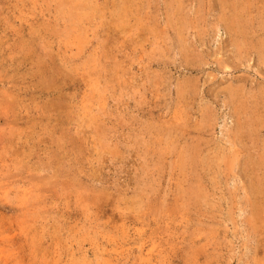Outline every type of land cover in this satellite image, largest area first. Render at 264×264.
I'll use <instances>...</instances> for the list:
<instances>
[{
	"label": "rangeland",
	"instance_id": "rangeland-1",
	"mask_svg": "<svg viewBox=\"0 0 264 264\" xmlns=\"http://www.w3.org/2000/svg\"><path fill=\"white\" fill-rule=\"evenodd\" d=\"M0 264H264V0H0Z\"/></svg>",
	"mask_w": 264,
	"mask_h": 264
},
{
	"label": "bare ground",
	"instance_id": "bare-ground-1",
	"mask_svg": "<svg viewBox=\"0 0 264 264\" xmlns=\"http://www.w3.org/2000/svg\"><path fill=\"white\" fill-rule=\"evenodd\" d=\"M234 2V1H233ZM236 2V1H235ZM236 4V3H235ZM237 5V4H236ZM240 15V14H239ZM236 16H238L237 14H236Z\"/></svg>",
	"mask_w": 264,
	"mask_h": 264
}]
</instances>
